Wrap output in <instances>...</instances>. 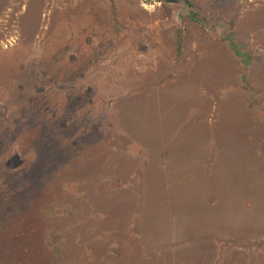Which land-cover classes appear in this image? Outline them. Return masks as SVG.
Returning a JSON list of instances; mask_svg holds the SVG:
<instances>
[{
	"label": "rangeland",
	"instance_id": "1",
	"mask_svg": "<svg viewBox=\"0 0 264 264\" xmlns=\"http://www.w3.org/2000/svg\"><path fill=\"white\" fill-rule=\"evenodd\" d=\"M2 255L264 264V0H0Z\"/></svg>",
	"mask_w": 264,
	"mask_h": 264
},
{
	"label": "trees",
	"instance_id": "2",
	"mask_svg": "<svg viewBox=\"0 0 264 264\" xmlns=\"http://www.w3.org/2000/svg\"><path fill=\"white\" fill-rule=\"evenodd\" d=\"M15 257L14 256H9V255H2L1 257H0V260H13Z\"/></svg>",
	"mask_w": 264,
	"mask_h": 264
},
{
	"label": "water",
	"instance_id": "3",
	"mask_svg": "<svg viewBox=\"0 0 264 264\" xmlns=\"http://www.w3.org/2000/svg\"><path fill=\"white\" fill-rule=\"evenodd\" d=\"M164 1H166L168 3H180V0H164ZM186 6H187V4H185V11L187 10Z\"/></svg>",
	"mask_w": 264,
	"mask_h": 264
}]
</instances>
